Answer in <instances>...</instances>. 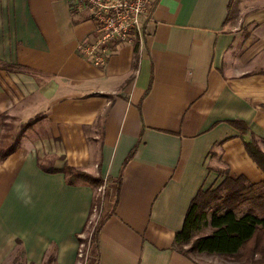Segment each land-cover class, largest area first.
<instances>
[{
	"label": "crops",
	"instance_id": "0c3cea01",
	"mask_svg": "<svg viewBox=\"0 0 264 264\" xmlns=\"http://www.w3.org/2000/svg\"><path fill=\"white\" fill-rule=\"evenodd\" d=\"M144 24L142 48L96 66L79 50L94 22L69 0H0V141L4 119L24 122L0 159V264H80L105 186L65 166L122 175L98 264H195L174 239L198 191L264 180L245 147L264 151V0H154Z\"/></svg>",
	"mask_w": 264,
	"mask_h": 264
},
{
	"label": "trees",
	"instance_id": "16d2710c",
	"mask_svg": "<svg viewBox=\"0 0 264 264\" xmlns=\"http://www.w3.org/2000/svg\"><path fill=\"white\" fill-rule=\"evenodd\" d=\"M10 67L15 68L14 65ZM5 117L3 115L2 119ZM234 123L246 131L243 122ZM22 127L26 129V125ZM2 143L3 138L0 145ZM19 146L20 143L17 142L8 148L0 147V159L4 160ZM245 147L264 171V151L258 139L253 137L245 143ZM136 148L137 145L129 153L125 163L133 156ZM50 171L56 169L52 168ZM62 171L70 175L71 181L82 179L95 188L105 186L104 191L98 193L103 196L100 198L97 195L94 203V206L100 208V220L93 230L90 247L86 245L91 249L88 264H98L99 235L106 218L115 213L122 175L110 179L107 184L101 176H93L70 166H65ZM111 189L113 191L110 192ZM109 198L110 205L106 209ZM79 240L84 242V238ZM174 248L186 256L191 253H206L231 258L239 264H264V180L251 183L244 176L233 178L227 172L216 188L200 189L190 204L182 228L175 235ZM51 260L53 257H50L48 263Z\"/></svg>",
	"mask_w": 264,
	"mask_h": 264
},
{
	"label": "built area",
	"instance_id": "2783aa9c",
	"mask_svg": "<svg viewBox=\"0 0 264 264\" xmlns=\"http://www.w3.org/2000/svg\"><path fill=\"white\" fill-rule=\"evenodd\" d=\"M154 0H69L74 14L84 13L94 22L89 39L79 44L80 52L96 66H106L123 44L142 48L146 39L144 19ZM85 236V234H84ZM80 264H88L89 248L81 242Z\"/></svg>",
	"mask_w": 264,
	"mask_h": 264
},
{
	"label": "rangeland",
	"instance_id": "374dc122",
	"mask_svg": "<svg viewBox=\"0 0 264 264\" xmlns=\"http://www.w3.org/2000/svg\"><path fill=\"white\" fill-rule=\"evenodd\" d=\"M245 2H248L250 5H254L256 3V0H245ZM249 5H247L248 9ZM4 123L6 124L4 127V138H3V143L0 145V147L3 148H8L10 145H12L15 141L19 142L20 137L19 133L23 132L21 128V123H24L22 121L16 120V119H4ZM103 194L98 195V197H102ZM100 208L96 205L93 215H92V220L89 224V227L87 228L85 232L84 238V243L86 245H91L92 239H93V230L100 220ZM209 231V229L207 230ZM88 248V246H86ZM89 252L91 254V249L89 248ZM190 257L195 259V264H239L235 260H232L231 258H226L218 255H209L206 253H201V254H196V253H191L189 255Z\"/></svg>",
	"mask_w": 264,
	"mask_h": 264
}]
</instances>
